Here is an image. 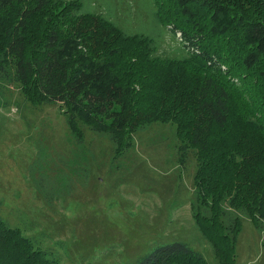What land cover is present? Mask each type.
<instances>
[{
  "label": "trees",
  "instance_id": "obj_1",
  "mask_svg": "<svg viewBox=\"0 0 264 264\" xmlns=\"http://www.w3.org/2000/svg\"><path fill=\"white\" fill-rule=\"evenodd\" d=\"M57 1L0 0V108L8 105L6 83L18 82L30 101L64 107L79 140L77 119L105 135L114 157L132 145L134 131L173 123L180 159L189 150L195 158L190 209L213 258L174 240L135 264H234L241 218L264 231V0L253 1L255 16L220 0H171L179 14L195 18L191 31L189 20L178 17V27L164 0H154L159 18L179 33L180 56H150L135 47L146 35L124 32L102 14L91 31L78 18L93 12L78 0ZM33 13L41 18L34 26ZM115 32L134 44L125 55ZM95 43L110 45L122 60L98 55ZM33 179L38 189L52 182L43 169ZM0 264L55 263L0 217Z\"/></svg>",
  "mask_w": 264,
  "mask_h": 264
},
{
  "label": "rangeland",
  "instance_id": "obj_2",
  "mask_svg": "<svg viewBox=\"0 0 264 264\" xmlns=\"http://www.w3.org/2000/svg\"><path fill=\"white\" fill-rule=\"evenodd\" d=\"M78 1L82 10L93 12L78 18L91 31L102 14L124 32L150 37L152 41L145 36L135 46L150 56L183 53L176 51L179 33L159 18L154 0ZM220 1L246 15L259 14L255 0ZM162 8L178 27L184 26L178 17L189 20L184 27L192 30L195 18L179 14L171 0H164ZM40 14L30 15L32 26L40 23ZM104 29L111 32L109 26ZM110 36L118 39L124 55L134 46L116 32ZM92 49L117 63L122 60L110 45L95 43ZM3 99L8 105L0 108V217L55 264H135L156 246L174 240L212 260L210 244L190 209L195 158L189 150L180 159L173 123L153 121L134 131L132 145L114 157L110 140L77 119L79 140L58 102H32L15 81L6 83ZM41 169L52 180L45 189H38L33 179ZM263 239L264 231L243 216L234 264H264Z\"/></svg>",
  "mask_w": 264,
  "mask_h": 264
}]
</instances>
